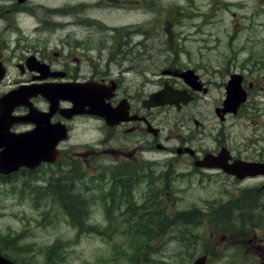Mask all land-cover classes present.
Masks as SVG:
<instances>
[{
    "label": "rangeland",
    "instance_id": "rangeland-1",
    "mask_svg": "<svg viewBox=\"0 0 264 264\" xmlns=\"http://www.w3.org/2000/svg\"><path fill=\"white\" fill-rule=\"evenodd\" d=\"M81 3L86 8L78 11L80 18L90 17L106 23L110 30L105 37L108 44H114V49L116 40L127 42L123 49L141 57L148 80L167 81L161 72L173 66L200 68L197 73L208 89L199 91L192 111L203 126L197 128L191 123L182 127L179 119L171 118V112L156 113L158 120L164 122L166 134L172 126L181 137L189 134L188 127L199 129L197 140L207 149H213L216 147L213 138L226 129L228 147L244 151L245 157L264 159V0H29L27 9L19 13L11 10V0H0V40L8 44L2 58L10 70L6 84L19 79L17 64L22 57L37 52L42 58V54L58 48L63 31L53 22L65 20L59 9ZM89 3L97 4L90 8ZM71 15L79 18L77 13ZM46 21H50L49 28L44 24ZM102 38L95 35L96 40L102 42ZM231 74L243 77L249 100L242 115L231 116L223 123L215 110L224 104L225 87ZM144 78L140 76L141 81ZM157 89L149 85L148 95ZM91 127L89 122L77 123L70 140L60 149L68 151L64 161L70 163L63 170L75 168L67 173L68 177L74 182L83 180L94 185L88 196L83 194L86 189H78L76 194H83L85 206L86 200H92L88 224L99 229L96 233H79L53 198L41 197L46 189L44 185L49 179L56 180L59 174L58 169L44 167L33 176L25 173L13 183L0 185V242L7 247L8 255L22 264H145L143 258L148 260L146 264H193L205 254L210 257L208 264H264V188L261 187L264 179L239 184L214 172L207 174L211 178L205 180L176 179L169 189L144 184L132 189L137 201L142 198L141 202L146 199L150 203L156 197L168 198L169 206L164 205L163 210L171 214L157 217L155 205L148 204L143 209L137 208V214L149 213L146 221H131L130 225L125 218L109 220L103 214L101 198L103 189L109 191L106 179L99 183L91 172L83 175L79 170L80 154L99 149L96 135L88 130ZM253 187L257 188V195L245 194ZM105 197L113 198L109 194ZM174 199L179 205L172 204L176 202H172ZM207 202H231L238 210L251 211V217L240 221V217L226 218L222 211L216 218L203 217L190 222L185 214L177 216V209L197 212ZM125 205L126 201L125 204L121 201L118 208L125 210ZM136 207L133 203L128 205L132 212ZM235 213L238 214L236 210ZM189 222L194 224L195 236L180 233L178 236L185 242L181 240L180 245L177 236H173L178 229L187 230ZM252 225L259 226L251 228ZM210 231L222 249H205ZM225 234L230 241L221 237ZM134 235L140 242L145 241L141 254L136 253L139 248ZM57 242L61 246L48 262L46 256Z\"/></svg>",
    "mask_w": 264,
    "mask_h": 264
},
{
    "label": "flooded vegetation",
    "instance_id": "flooded-vegetation-1",
    "mask_svg": "<svg viewBox=\"0 0 264 264\" xmlns=\"http://www.w3.org/2000/svg\"><path fill=\"white\" fill-rule=\"evenodd\" d=\"M12 3V11L24 7L18 5L16 2ZM96 4L89 3L88 5H90V8H94ZM82 8H86L84 3L67 5L61 9L65 20L53 22L56 25H60L63 31V37L59 40L60 45L57 43L58 48L52 49L48 53L40 54L42 58L38 57L37 52L36 55H31L48 66L49 71L47 70V73L51 74L50 78L42 81L38 80L39 74L35 70L26 67V57L24 56L20 59L21 62L19 61L17 64L20 77L18 80H14L11 85L6 84V80L10 74V70H7L6 78L0 84V98L22 86H34L43 83L59 84L64 88H77L80 86L83 91H91L95 94L94 97L102 95L104 105L100 112L102 114L98 112L99 110H96L93 114H89L87 112L88 107L84 108L82 113L76 114L74 111H71L74 109V105L68 99L61 100L58 108L53 112L48 101L41 96H33L29 100L30 106H19L13 113L17 117L24 118L29 115L30 110H33V116L27 122L13 124L10 128L11 133H29L34 137L37 136V140L46 141L51 135L46 132L42 133V129L40 132H37V130L41 128L40 125L48 128L45 121L49 119L50 125L58 124L61 128H64L67 132L65 142H68L76 129L77 123H91L92 127L88 130L93 131L96 135L99 149L90 154L87 152L81 153L78 163L82 164L81 174L84 175L83 172H91L92 178H96L99 183L101 180L106 179L105 183L109 191L107 192L103 189L104 194L101 198L104 203L103 214L109 220H112V218L115 220L114 217H116L125 218L127 223L130 221H146L145 218L149 217V213L137 214V208L143 209L148 204L151 206L155 205L157 217L171 214L163 210L164 205L169 206L166 203L168 198L159 199L156 197L155 199H151L150 203L146 199L141 202L142 198L137 201L135 197L136 192L132 191V189L134 187L135 189L141 188L144 184L151 188L164 187L169 189L176 179L198 177L205 180L211 178L207 174L214 172L220 174L219 176L231 178L239 184L256 178L264 179V177L259 176L241 180L221 169L197 167L196 162L203 160L208 154H211V161L219 160V153L222 150L227 153V156L230 158V163L235 161L260 163L264 162V159L248 158L244 156V151L240 152L238 148L228 147V134L226 133V129H224V133L221 130L220 136L218 134V136L213 138V142L216 144V147L213 149H207L201 141L197 140L196 135L200 131L197 128H200L203 124L194 117L192 111L193 104L200 93L199 91L206 92L208 89L197 73L200 70L199 67L185 68V65L169 67L161 72V75L165 76L167 81L148 80L147 70L143 67L141 57L136 54H130L127 50L123 49L125 45H128L127 42L122 43L116 40L117 48L114 49V44H108V38L105 37L110 28L99 19L93 20L90 17L81 19L78 11ZM73 13H77L79 18L72 16L71 14ZM69 15H71V19L67 20ZM44 24L49 28L50 21H46ZM81 32H86L89 35L84 37L80 34ZM97 34L103 37L102 42L95 39V35ZM0 43L2 46L0 59L7 65V62L3 60L2 56L8 44L3 43L1 40ZM33 51H36V49ZM115 66L117 67V71H115ZM188 71L193 72V83L187 82L183 76ZM236 75H239L241 87L245 90L249 100V92L245 88L243 77L240 74H231L227 85L231 78ZM140 76H144L145 78L141 81ZM149 85L158 87L155 92H159L167 86L172 92L179 93L183 98H172V100L176 101L173 105L148 109L146 107V101L149 97L147 93ZM227 85L225 88H227ZM250 86L252 87L251 84ZM184 97H189L191 102L184 105ZM245 104L241 106L236 115H242L241 111ZM222 107L223 104L216 108L215 113L217 116L218 110ZM166 112L172 113L170 116L173 120L175 118L179 119L182 127L187 126V124L190 126L193 123L197 127H195L197 130L188 127L187 131L189 134L186 133L185 136L181 137L180 134L176 135L177 129L174 131L172 126L169 133L166 134L163 126L164 122L158 120L155 115L156 113L164 114ZM231 116L234 117V114L227 113L222 122L226 123ZM171 124L173 125V123ZM65 142H61L57 147L59 149L62 148L60 146ZM171 142L172 144H170ZM66 152H68L66 149H60V157L54 165L42 164L30 173L28 172L29 170L22 169L14 174L6 176L0 175V180L4 181L0 185H8L10 180L12 182L18 176L20 177L25 173L33 176L44 167L48 170L58 169V181L55 183L57 179H49L44 185L47 191V193L45 192V197L48 199L53 198L54 202L58 203V206L64 211V203L61 202V199L64 200L67 198L68 187L75 194L78 189H86L87 191L83 194L88 196L94 186L93 184L83 182V180L66 182L68 178L67 173L75 169L71 167L68 170H63V167H70V163L68 164L64 161ZM109 158L112 161L106 160ZM186 167L189 169H185ZM261 184L263 189L264 182ZM52 186L61 189L59 193H56L60 200H58L55 194L53 195L51 193ZM256 189L253 187L250 192L246 191L245 193L257 195L258 191ZM83 194L79 195L83 196ZM107 194L109 196L112 195L113 198L105 197ZM121 201H123V204L126 201L125 210L118 208ZM86 202L88 203L87 206L82 205L79 210L91 215L92 209L90 210L89 204H91L92 200H86ZM172 202H175L172 204L179 205L176 199ZM131 203L137 206L134 212H132V208L128 209V205H131ZM169 210L172 211L171 209ZM194 210L189 209L185 211L183 209H177L179 211V215L177 214V216L185 214L184 216H187V220L190 222H193L194 219L216 218L218 213L222 211L226 218L236 219L241 217L239 214L241 211L238 210L236 205L231 204V202L225 204H221L220 202H215L214 204L207 202L205 203L204 209L198 210L202 212L201 214H197L198 211L194 212ZM235 210L238 214L235 213ZM171 216L174 217V215ZM193 228L194 224L190 223L187 230L178 229L173 238L177 236L178 243L182 245V241L184 242V240L178 235L182 233V235L186 234L190 237L195 236ZM225 236L227 235L225 234L221 237H224L228 241L231 240L229 236ZM213 238L214 235L210 231L208 242L204 245L205 249H222L219 246L218 239L213 240Z\"/></svg>",
    "mask_w": 264,
    "mask_h": 264
},
{
    "label": "water",
    "instance_id": "water-1",
    "mask_svg": "<svg viewBox=\"0 0 264 264\" xmlns=\"http://www.w3.org/2000/svg\"><path fill=\"white\" fill-rule=\"evenodd\" d=\"M19 3H24L26 0H18ZM33 61L29 59L27 65ZM34 62V61H33ZM4 76L3 65L0 62V80ZM187 82H192L193 72H186L183 75ZM193 83V82H192ZM63 87H52L51 89H38L30 90L28 88H22L19 90L12 91L10 94L1 99L0 108V149L3 150L0 152V173L1 174H10L18 171L21 167L34 168L40 162L45 160L47 146L54 149L59 141L64 138V135L58 134L55 138L56 132L52 130L51 137L48 138L42 146L39 148H34L31 137L26 136H12L9 134V128L18 121V118H12L11 112L16 106L23 105L28 98L32 95L42 94L47 98L53 107H55L62 95L69 96V99L76 102L79 107L89 106V112L92 113L95 111L92 101L94 100L91 92H85L81 89L71 88L67 89ZM63 91V92H62ZM65 92V93H64ZM62 94V95H61ZM74 97V98H73ZM181 97L179 93L172 92L169 88L152 94L149 96L146 106L148 108L173 104L176 101L172 98ZM64 98V97H63ZM190 98L183 99L184 104L188 103ZM247 101V94L241 87V80L239 76H233L227 86V97L224 101V108L219 109L218 113L221 119L223 118L222 114L237 113L240 106ZM8 108V109H6ZM8 111V112H7ZM22 120V119H19ZM31 156V157H30ZM211 154L207 155L204 160L196 162L197 166L208 167V168H221L226 173L234 175L240 179H245L249 176H258L264 175V163H249L243 161H235L230 163V158L227 156L225 151H222L219 155V160L211 161ZM208 256L203 255L195 260L193 264H207ZM0 264H15L9 259L2 256L0 252Z\"/></svg>",
    "mask_w": 264,
    "mask_h": 264
},
{
    "label": "trees",
    "instance_id": "trees-1",
    "mask_svg": "<svg viewBox=\"0 0 264 264\" xmlns=\"http://www.w3.org/2000/svg\"><path fill=\"white\" fill-rule=\"evenodd\" d=\"M73 194H74V192L70 189V187H68L66 199H68L70 201L64 202V208H65L64 211L69 215L70 224L79 233H87V232L96 233L98 227L94 226V225H89L88 224V222H89L88 216L79 210L81 208V206L84 205L83 204V202L85 201L84 196H80L79 194H75V196H73ZM247 212H249V213H247ZM250 212L251 211H248L247 209H246V211L243 209V217H241L240 221H242L244 217H251ZM134 237L137 238L136 235H134ZM136 238L134 239L135 244H136V247L139 248V249H136V253L141 254L142 249H140V248L142 246H144L145 241L141 240V242H140V240H138V238L137 239ZM60 246H61V243L57 242V243H55V246H53L51 248V250L48 252V255L46 256V260H48V262H51V257L57 252V250L60 248ZM0 249L6 257L10 258L11 260H13L17 264H22L17 258L12 257L5 252V249H7V247L5 245L1 244ZM144 255L145 254H143V256ZM57 257H60V255L58 254ZM143 261L146 264L148 260L143 258ZM55 263L56 262H53V264H55Z\"/></svg>",
    "mask_w": 264,
    "mask_h": 264
}]
</instances>
